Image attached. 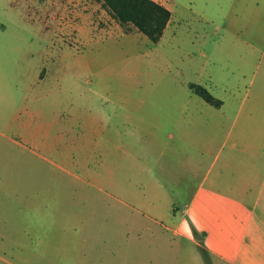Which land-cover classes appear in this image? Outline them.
<instances>
[{"label":"rangeland","instance_id":"374dc122","mask_svg":"<svg viewBox=\"0 0 264 264\" xmlns=\"http://www.w3.org/2000/svg\"><path fill=\"white\" fill-rule=\"evenodd\" d=\"M157 1L154 44L98 0H0V264H205L184 207L264 202V0Z\"/></svg>","mask_w":264,"mask_h":264},{"label":"crops","instance_id":"0c3cea01","mask_svg":"<svg viewBox=\"0 0 264 264\" xmlns=\"http://www.w3.org/2000/svg\"><path fill=\"white\" fill-rule=\"evenodd\" d=\"M175 127L178 128V124H175ZM209 130L211 138L204 151L205 154L218 142L215 138L216 132L213 129ZM219 130L222 132L223 129L219 128ZM228 134L230 135V132ZM2 136L3 134L0 133V137ZM6 141V137L3 141L0 140L4 145ZM239 144L242 145L241 133ZM174 146L176 151L173 149V152L177 154L178 146ZM225 160L230 163L231 156L228 155ZM1 191L0 187V194ZM216 191L220 193L219 190ZM222 193L229 196L225 202L208 204L191 201L187 204L177 227L183 228L187 218L192 220L193 228L202 236H199L197 241L190 240L208 253L214 261L212 264H264V202L251 206L247 204L248 186L245 180L242 181V177L237 186L225 188Z\"/></svg>","mask_w":264,"mask_h":264},{"label":"trees","instance_id":"16d2710c","mask_svg":"<svg viewBox=\"0 0 264 264\" xmlns=\"http://www.w3.org/2000/svg\"><path fill=\"white\" fill-rule=\"evenodd\" d=\"M102 7L123 28L134 27L150 42L156 44L163 37L171 20V12L163 4L155 0H98ZM190 88L206 103L218 107L221 102L199 85ZM205 264H212L208 253L201 250ZM209 257V258H208Z\"/></svg>","mask_w":264,"mask_h":264}]
</instances>
